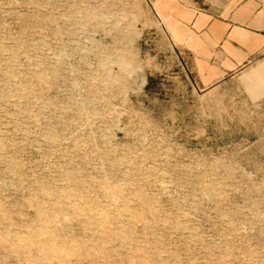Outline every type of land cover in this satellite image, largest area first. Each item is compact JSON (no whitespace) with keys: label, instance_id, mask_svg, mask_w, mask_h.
<instances>
[{"label":"rangeland","instance_id":"rangeland-1","mask_svg":"<svg viewBox=\"0 0 264 264\" xmlns=\"http://www.w3.org/2000/svg\"><path fill=\"white\" fill-rule=\"evenodd\" d=\"M242 1L0 0V264H264V51L183 44Z\"/></svg>","mask_w":264,"mask_h":264},{"label":"crops","instance_id":"crops-1","mask_svg":"<svg viewBox=\"0 0 264 264\" xmlns=\"http://www.w3.org/2000/svg\"><path fill=\"white\" fill-rule=\"evenodd\" d=\"M184 16L193 34L183 44L204 85L225 79L264 51V0H243L222 18L198 11Z\"/></svg>","mask_w":264,"mask_h":264},{"label":"bare ground","instance_id":"bare-ground-1","mask_svg":"<svg viewBox=\"0 0 264 264\" xmlns=\"http://www.w3.org/2000/svg\"><path fill=\"white\" fill-rule=\"evenodd\" d=\"M120 238V237H119ZM44 255V254H43Z\"/></svg>","mask_w":264,"mask_h":264}]
</instances>
